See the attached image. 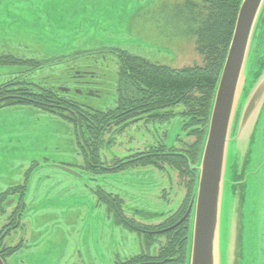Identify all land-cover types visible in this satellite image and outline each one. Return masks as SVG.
I'll return each mask as SVG.
<instances>
[{
    "label": "rangeland",
    "instance_id": "rangeland-1",
    "mask_svg": "<svg viewBox=\"0 0 264 264\" xmlns=\"http://www.w3.org/2000/svg\"><path fill=\"white\" fill-rule=\"evenodd\" d=\"M182 2L0 0V53L19 55L30 46L46 57L83 55L85 58L74 61L78 64L74 69L102 62L103 67H95L104 69L100 70L103 76L97 80L89 76L93 73L69 68L60 70L59 67L43 70L34 79L45 77L49 84L87 79L99 81L96 87L104 93L88 102L105 110L115 104V75L112 73L116 68L115 60L102 57L110 53L115 55L109 48L126 50L172 68L202 64L192 36L184 32L187 23L184 25L176 18L177 13L180 14L177 5ZM100 71L97 72L101 74ZM4 78L0 76V80ZM244 97L245 94L239 99L240 105ZM181 120L177 115L165 125L158 124L159 132L154 130V125L149 126L150 132L144 128H128L125 131L128 138L118 137L113 145L102 149V156L105 159L125 156L156 140L164 129L168 130L166 142L172 144L181 130ZM73 129L71 122L35 106L13 105L0 109V191L19 183L23 173L32 166L31 161L40 162L30 171V187L25 190L27 206L32 205V209L37 210L29 212L28 218L33 221L27 223V232L24 231L26 244L31 246L26 250L23 247L15 255L23 259L24 264H106L119 255L115 256L116 253L137 251L135 233L113 224L104 208L96 204L91 191L93 185L119 194L126 207L133 211L138 208L151 212L165 210L184 197L183 186L174 183L175 188L169 189L168 171L161 172L152 165L131 167L91 181L78 166L83 158ZM234 148L239 151L240 145H229L227 177L231 179L239 176ZM246 149L245 171L251 173L246 182L245 260L247 256L248 264H264V106L252 127ZM60 162L75 165L72 170H77V176L57 167ZM230 207L227 187L221 220L222 249L228 236Z\"/></svg>",
    "mask_w": 264,
    "mask_h": 264
},
{
    "label": "trees",
    "instance_id": "trees-1",
    "mask_svg": "<svg viewBox=\"0 0 264 264\" xmlns=\"http://www.w3.org/2000/svg\"><path fill=\"white\" fill-rule=\"evenodd\" d=\"M240 2L183 0L177 5L180 14L177 13L176 18L184 25L187 23L184 32L192 36L195 50L202 57V64L172 68L126 50L113 49L116 67L112 70L115 75V104L111 108L98 109L88 99H52L62 93L49 87L37 92L42 98L35 99L38 104L61 114L63 119L73 124L87 166L99 163L98 148L103 144V135L114 130V127L127 126L137 130L142 122L147 124L146 127L154 125V130L159 132L158 124L165 125L173 116H180L181 130L172 144L166 142L168 130L164 129L156 140L130 151L131 155L118 161L122 163L119 164L122 167L120 169L152 165L160 171L176 173V183L183 186L188 195L179 205L178 213L173 214L174 221L185 211L189 198L194 195L195 167ZM68 57L77 61L85 58L79 54ZM34 63L36 61L32 59L20 60L9 54H0V64ZM3 101L0 99V105ZM93 190L98 199L113 211L116 224L137 232L144 227L134 218L125 216L124 202L117 195L107 193L99 186H94ZM179 227L184 231V227ZM177 232L175 228L174 231L162 233L163 236H156L159 239L158 250L167 259L159 264H186L189 232L188 229L185 231L182 241L176 238Z\"/></svg>",
    "mask_w": 264,
    "mask_h": 264
},
{
    "label": "water",
    "instance_id": "water-1",
    "mask_svg": "<svg viewBox=\"0 0 264 264\" xmlns=\"http://www.w3.org/2000/svg\"><path fill=\"white\" fill-rule=\"evenodd\" d=\"M264 0H241L214 92L206 134L202 143L191 211L186 264H248L247 141L264 106ZM245 94V101L239 99ZM239 176L227 177L229 145ZM246 150V151H245ZM231 207L227 213L228 236L221 245V220L227 187ZM246 221V224H245ZM246 226V228H245ZM0 264H3L0 261Z\"/></svg>",
    "mask_w": 264,
    "mask_h": 264
},
{
    "label": "flooded vegetation",
    "instance_id": "flooded-vegetation-1",
    "mask_svg": "<svg viewBox=\"0 0 264 264\" xmlns=\"http://www.w3.org/2000/svg\"><path fill=\"white\" fill-rule=\"evenodd\" d=\"M21 44H19L20 46ZM24 48V47H23ZM24 53H20L16 55L15 53H0V54H9L16 59L24 60V59H32L35 60L36 63L33 65H26V64H0V76H4L3 80H0V99H4L5 101L2 102L0 105V109L3 107L13 106V105H30L35 106L41 111H45L59 118H63L61 114L49 110L40 104L35 99H42L39 95V91L49 87L48 89H54L62 93V95L52 98V99H98L104 93L101 88H97L96 85H99L100 82L94 81L100 79L103 74L101 71L104 69H96L103 67V63L97 65H84L78 69H74L77 67L72 58H69L67 55H53L46 57L41 55L40 53H36L30 48V46H26L24 48ZM113 52V50H109ZM108 53V51H107ZM103 58L109 57V59H113V53L110 55H102ZM71 63V64H70ZM70 64V65H69ZM55 67H59L61 69L69 68L70 70L74 71H81L86 73H93L89 74V76L93 77L94 80H72L67 81L65 84H49L45 77H41L39 80H35L34 78L37 76L39 72L51 71ZM94 67V69H93ZM101 70V71H100ZM8 71V72H6ZM97 71H100L99 74ZM100 75V76H99ZM106 77L108 74H105ZM38 92V93H37ZM26 99H31L30 101H25ZM84 104V103H83ZM85 105V104H84ZM149 125V124H148ZM139 129L144 128L147 130L146 132H150L149 126L146 123L139 125ZM129 127H119L113 128L114 130H110L109 132L104 133L103 137V144L98 148V156H99V163L86 165L84 161V156L82 154L83 161L80 163L79 168L80 171H85L88 175V178L91 180H96L98 176H102L105 174H113L117 173L129 168H122L118 161L121 158H127L126 156L131 155L129 154L125 156H114L111 159H105L102 156V149L106 146H111L114 142L121 136V138H128V135L125 134V131ZM123 129V130H121ZM74 131V129H73ZM75 133V132H74ZM76 134V133H75ZM132 136H129L131 138ZM77 138V134H76ZM126 138V139H127ZM78 142V139H77ZM82 153V152H81ZM40 162L33 160L31 161V167L28 168L26 173H23L22 179L19 183H15L11 186L6 187L4 190L0 191V261L3 264H24L23 259L16 257L15 255L19 250L23 247L24 249H28L31 245L26 244L27 242V235L24 234V231L27 232V223L32 222V219L28 218L30 215L29 212L36 211L37 209H32L34 207L27 206V202L25 200V190L30 187V178L29 173L30 171L35 168ZM120 164V165H119ZM57 167L64 169V170H71L72 167L75 165L70 163L60 162L56 164ZM77 166V167H78ZM137 167V166H136ZM144 167V166H143ZM155 167V166H154ZM156 168V167H155ZM158 169V168H157ZM77 171V170H76ZM164 172V171H161ZM168 179L170 188H175L173 185L176 183L174 179L177 181V177L174 176L172 172L168 171ZM91 180V181H92ZM176 185L179 186L177 183ZM99 186L104 191H106L101 185H93ZM184 188V187H183ZM166 191V188H163ZM93 193V197L95 202L98 206H102L108 216L113 222L114 225L121 226L124 229L132 231L135 233L137 238L138 249L135 252L129 253H116L119 254L118 256H114V260L110 259L106 264H159L160 262H164L167 260L163 258V256L159 252V244H158V237L163 236L162 233L168 231H174L175 228L178 229L176 233V238L179 241H182L185 238V231L189 228V218H190V211L189 205L191 199L189 198L187 202V206L185 211L179 215L180 217L176 220L173 214L178 213L179 205L182 203L183 200L187 197V191H184V197L180 200L178 199L176 204L173 206L166 208L165 210L161 211H148L142 208H138L135 211L132 209H128L123 203V210L125 212L126 217L134 218L144 227L139 228V232L135 230L128 229L123 225L116 224L113 220L112 210L108 207V205L101 202L98 197L96 196L93 188L91 189ZM107 193L117 195L119 198L123 200V198L114 192L106 191ZM170 194V191H168ZM160 198L163 200V197L160 193ZM124 202V200H123ZM28 208H31L28 210ZM36 208V207H35ZM172 222H170V221ZM184 227V231L179 227ZM188 227V228H187ZM31 235V232H30ZM163 239V238H161ZM158 252V253H157ZM19 256V254L17 255ZM174 259V258H173ZM94 264V262H91Z\"/></svg>",
    "mask_w": 264,
    "mask_h": 264
}]
</instances>
